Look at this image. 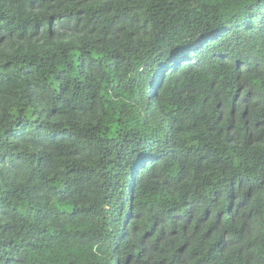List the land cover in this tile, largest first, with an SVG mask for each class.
Instances as JSON below:
<instances>
[{
	"label": "trees",
	"instance_id": "1",
	"mask_svg": "<svg viewBox=\"0 0 264 264\" xmlns=\"http://www.w3.org/2000/svg\"><path fill=\"white\" fill-rule=\"evenodd\" d=\"M0 264H264V0H0Z\"/></svg>",
	"mask_w": 264,
	"mask_h": 264
}]
</instances>
